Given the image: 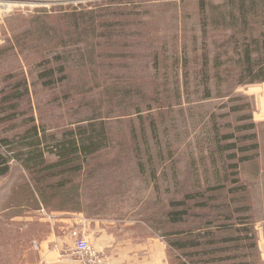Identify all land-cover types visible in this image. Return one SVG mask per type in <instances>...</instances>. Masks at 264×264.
Returning a JSON list of instances; mask_svg holds the SVG:
<instances>
[{
	"label": "rangeland",
	"instance_id": "374dc122",
	"mask_svg": "<svg viewBox=\"0 0 264 264\" xmlns=\"http://www.w3.org/2000/svg\"><path fill=\"white\" fill-rule=\"evenodd\" d=\"M263 38L264 0H0V153L19 159L0 264H26L55 210L138 245L123 264H264V83L239 79ZM66 132L104 133L101 150L36 176L37 198L22 154L41 143L53 164ZM244 225L252 251L224 241Z\"/></svg>",
	"mask_w": 264,
	"mask_h": 264
},
{
	"label": "trees",
	"instance_id": "16d2710c",
	"mask_svg": "<svg viewBox=\"0 0 264 264\" xmlns=\"http://www.w3.org/2000/svg\"><path fill=\"white\" fill-rule=\"evenodd\" d=\"M241 2H243V0H239ZM202 7V6H201ZM241 8V7H240ZM241 10V9H240ZM241 13L244 14V11L241 10ZM242 24H246L245 20L243 19ZM254 44H258L256 41H254ZM260 49V54H261V60L256 62L255 64H252L251 61V52L250 50H245L242 54L243 56L242 58V70H240V74H239V79L241 81L244 80H248L249 84H255V83H262L264 82V38L260 43L259 46ZM241 67V66H240ZM246 80V81H247ZM241 83V82H240ZM208 90V89H207ZM206 96H209V92L206 91ZM253 125L251 124L249 126V128H252ZM82 134H77V133H73V132H66L65 136L70 137V141L68 142H59L56 144V146L54 147V149H56V162H54L53 164H46L45 160H44V151L39 149L41 143H37L34 145H31V148H29V150L25 153L22 154L23 156H25V160L22 161V167L24 168V170L27 172H29V174L31 176H33V181L35 183V187H33V193H37V191L39 192V189L36 188V186L41 185L42 183V179H38V175H41L42 173H44L45 171H51V170H55L57 168H61V167H65V166H72L74 163V160L80 161V160H86L89 156L99 152L101 150V144L103 142V136L104 133H93V132H87V133H83ZM32 134H34L35 137L38 138V134L36 132V129L33 128L32 129ZM95 140V141H94ZM2 142L7 145L9 144L5 139L2 140ZM40 142V139H39ZM232 146H229V148ZM234 147V146H233ZM257 146L256 144H253L251 146L250 149H256ZM50 153H54V152H50ZM17 155H14L12 157H10L9 159L2 155L0 153V176H4L8 173L9 171V160L15 159L16 161H18L19 159L17 158ZM72 169H69L68 172L69 173H73V172H79L82 170L81 165L79 166H72ZM235 166H231V168H234ZM39 168H42L41 171H39ZM64 173L61 174H65V172H67V170H63ZM62 184V183H60ZM42 193V192H41ZM37 198L39 197L36 194ZM42 196V194H41ZM179 205H184L183 202L177 203ZM199 205V204H198ZM200 206V205H199ZM203 207V205H202ZM183 211H177L174 213H169V217L170 220H172L173 222H177L181 219H177V218H181V215L185 214L182 213ZM225 228H228L229 226H224ZM235 232H237L238 236L237 238H225L224 241L225 242H235V241H239V242H243L245 244L242 245L243 249H248L250 251L254 250L255 247V241H254V236H253V232H251V230L246 227V225H244L243 227H240L239 229L235 230ZM209 236H206V238ZM201 238L200 236H197L193 239V243H189L188 244V240L185 239H178V240H172V241H168V246L173 249V250H187V247H202L201 242L199 241ZM213 245V241H208L205 242V245ZM186 258L188 257V254H185ZM229 259V258H227Z\"/></svg>",
	"mask_w": 264,
	"mask_h": 264
},
{
	"label": "crops",
	"instance_id": "0c3cea01",
	"mask_svg": "<svg viewBox=\"0 0 264 264\" xmlns=\"http://www.w3.org/2000/svg\"><path fill=\"white\" fill-rule=\"evenodd\" d=\"M49 214L41 220L48 224L47 229L37 241L32 242L29 252L31 259L29 256L26 264H81L72 251L77 238H84L92 246L98 255L97 264H123L125 253L131 259V254L138 250L136 244H127L125 239L116 240L105 221L86 220L80 213L64 210Z\"/></svg>",
	"mask_w": 264,
	"mask_h": 264
},
{
	"label": "built area",
	"instance_id": "2783aa9c",
	"mask_svg": "<svg viewBox=\"0 0 264 264\" xmlns=\"http://www.w3.org/2000/svg\"><path fill=\"white\" fill-rule=\"evenodd\" d=\"M72 251L76 253L81 264L99 263L97 253L92 249V246L84 238H77L75 240Z\"/></svg>",
	"mask_w": 264,
	"mask_h": 264
}]
</instances>
